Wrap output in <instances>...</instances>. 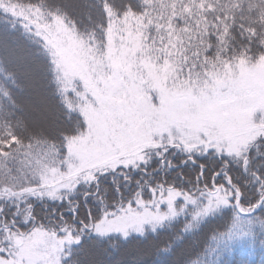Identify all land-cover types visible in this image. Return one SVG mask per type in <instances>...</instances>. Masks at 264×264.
<instances>
[{
  "label": "snow or ice",
  "instance_id": "obj_1",
  "mask_svg": "<svg viewBox=\"0 0 264 264\" xmlns=\"http://www.w3.org/2000/svg\"><path fill=\"white\" fill-rule=\"evenodd\" d=\"M0 264H264V0H0Z\"/></svg>",
  "mask_w": 264,
  "mask_h": 264
},
{
  "label": "trees",
  "instance_id": "obj_2",
  "mask_svg": "<svg viewBox=\"0 0 264 264\" xmlns=\"http://www.w3.org/2000/svg\"><path fill=\"white\" fill-rule=\"evenodd\" d=\"M256 258H257V259H259V257H258V256H257ZM235 259H236V260H239V259H240V255H239V254H237V255H236V257H235Z\"/></svg>",
  "mask_w": 264,
  "mask_h": 264
}]
</instances>
